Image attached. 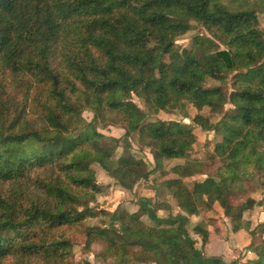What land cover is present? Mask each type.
Masks as SVG:
<instances>
[{
  "label": "trees",
  "instance_id": "1",
  "mask_svg": "<svg viewBox=\"0 0 264 264\" xmlns=\"http://www.w3.org/2000/svg\"><path fill=\"white\" fill-rule=\"evenodd\" d=\"M194 29L180 48L178 37ZM177 107L216 133L206 160L190 155L197 141L191 122L155 117ZM206 107L220 118L213 121ZM85 109L120 123L124 137L99 131ZM131 140L151 149L156 167ZM166 160L175 164L166 168ZM211 163L214 173L184 179ZM97 167L131 200L109 212V222L83 230L84 246L99 244L104 261L196 264L203 251L186 214L215 202L233 230L264 235V220L252 226L245 216L258 202L248 183L264 177L258 11L244 0H0V264L68 263L73 240L65 230L94 215L84 202L100 189ZM156 168L186 214L160 217L149 199L136 198V184ZM200 222L192 230L205 245L209 230ZM251 244L257 258L246 264H264V243Z\"/></svg>",
  "mask_w": 264,
  "mask_h": 264
},
{
  "label": "rangeland",
  "instance_id": "2",
  "mask_svg": "<svg viewBox=\"0 0 264 264\" xmlns=\"http://www.w3.org/2000/svg\"><path fill=\"white\" fill-rule=\"evenodd\" d=\"M230 1V0H225ZM244 6L245 7H254L258 11L259 16V23L260 26L264 28V0H244ZM202 32L205 33L203 29H200ZM199 32V30H190L187 33L181 35L177 39V43L179 47L188 46L191 43V39L195 33ZM133 101L142 109L145 108V104L141 99L134 96ZM226 109L231 107L230 103L226 104ZM188 111L193 114L196 109L192 105H188ZM205 114H210L212 116L213 121L220 118L219 115H215L213 113H210L209 108H205L203 111ZM82 116L87 121H92L93 125L97 127L99 131L104 133L106 136L113 137V138H123L125 135V129L120 125V123L115 122L114 120L108 118V117H94V114L89 110L85 109L83 111ZM155 117H159L164 120H178L181 122H191V125L193 127V132L196 135L197 141L193 145L192 150L190 151V155L194 156L198 159H204L206 160L209 158L211 154H213V146L214 143L217 141L218 137L216 133L213 130H204L200 126L194 124L192 121L189 120V118L184 117L183 110L181 108H171L169 110H161ZM132 143V150L139 156H141L143 159L147 161L149 168H154L155 166V160L153 153L150 148L148 147H142L140 148L139 145L135 140H131ZM122 148H118V152H120ZM175 164V161L173 160H166L164 161V166L166 168H170L171 165ZM210 166H207L203 173H200L198 175H195L193 177H185L184 179L188 183H192L194 179H203L206 177L207 173H214L216 171V163L208 164ZM97 171V181L100 185V189L98 192H95V198L92 201L84 202L88 207L91 208V212L94 213V215H89L86 218H84L82 221L79 222L77 228H68L65 230L66 236L70 237L73 240V246H72V255L68 258V263H62V264H112V261H104L101 257L98 256V253L100 252V245L97 243L91 244L90 249H87L84 246L85 243V234L83 232L84 228L88 225H94V224H100L102 222H109V212L114 211L116 208L119 209V211L123 210L128 204L129 201V195L127 194V191L125 188H123L121 185H119L113 178L106 177L105 175L100 172V168H96ZM175 174L171 173L169 176H174ZM160 173L158 168L154 169L153 172L150 174L148 179H143L142 182H140L138 185L136 184L135 189L140 194L136 195L137 199H143L147 198L150 201V206L153 207V209L157 212L159 210L165 211V214H162L161 216L167 217L169 214H172L174 217L181 214L180 211H178L177 205L173 202V199L168 196V192L166 191L165 187L162 185V180L159 178ZM252 183V184H251ZM251 183H248L249 187H254L253 194L257 199V203L252 209H256L253 213V222L251 223L252 226L257 224V221L259 223V219H261L262 215H264V209H263V198L264 194L261 192V183H264V177L262 178H254ZM136 194V192H135ZM246 198V197H245ZM244 198V199H245ZM133 201V200H132ZM144 202V201H143ZM161 203H165L164 206L166 207H160ZM129 206V205H128ZM82 209V208H80ZM251 209V210H252ZM249 210V211H251ZM249 211L245 213L246 218L249 217ZM263 212V214L261 213ZM200 218L198 220H195L194 222H190L188 220V229L190 237L193 239L194 231L192 230V226L196 223L201 221L200 223L206 224V221H214L215 224L218 225V220H220V225H222V229L224 231H227L231 227V222L229 220V217L224 215L223 208L215 202L212 206V208H207L206 205H204L199 213ZM144 218L146 221H150L147 215H144ZM263 219V217H262ZM219 226V225H218ZM219 228V230H222ZM216 230V229H215ZM248 231V230H247ZM258 233V232H257ZM252 244L250 247H253L252 245H259L261 243H264V235L263 234H257L252 239ZM248 248V246H246ZM11 258L4 259V263L10 262ZM30 264H50L46 263L40 259H32L30 261Z\"/></svg>",
  "mask_w": 264,
  "mask_h": 264
},
{
  "label": "crops",
  "instance_id": "3",
  "mask_svg": "<svg viewBox=\"0 0 264 264\" xmlns=\"http://www.w3.org/2000/svg\"><path fill=\"white\" fill-rule=\"evenodd\" d=\"M134 191L136 192V195L140 194V192L138 193L136 189H134ZM161 204L165 205V203ZM177 208L178 211L186 214L178 206ZM255 210L252 209L249 211L248 215L251 222H253V213ZM160 211L161 213L163 212L162 214H165V211H157L158 215L163 217L161 216V213H159ZM261 213L263 214L262 211ZM186 216L190 222H194L200 218L199 214H186ZM262 217L259 219V222L264 220V215H262ZM218 225L212 220L206 221V227L209 230V239L205 245L202 244L201 235L197 233L192 235L195 241V247L198 250L203 251V256H198L199 258L196 257V264H246L248 260L257 258L256 252L251 248L246 247L252 241V238L246 229L241 228L238 230H233L231 226L230 229L224 231V229H222V225H220V220H218ZM219 228L222 230H219Z\"/></svg>",
  "mask_w": 264,
  "mask_h": 264
}]
</instances>
